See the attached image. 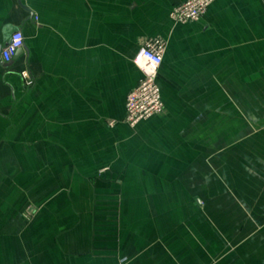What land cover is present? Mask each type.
I'll return each instance as SVG.
<instances>
[{"label":"crops","instance_id":"1","mask_svg":"<svg viewBox=\"0 0 264 264\" xmlns=\"http://www.w3.org/2000/svg\"><path fill=\"white\" fill-rule=\"evenodd\" d=\"M0 0V264H264V0ZM165 41V112L125 122ZM27 71L34 84L27 86Z\"/></svg>","mask_w":264,"mask_h":264},{"label":"built area","instance_id":"2","mask_svg":"<svg viewBox=\"0 0 264 264\" xmlns=\"http://www.w3.org/2000/svg\"><path fill=\"white\" fill-rule=\"evenodd\" d=\"M215 0H187L175 6L170 17L179 23L198 22ZM25 35L22 31L13 33L2 50L1 56L5 63L12 61L17 52L24 47ZM166 43L161 38L147 40L139 49L134 62L142 73V78L135 89L127 96L125 122L135 128L140 122L151 117L162 115L166 108L158 83L159 69L162 65ZM27 86H32L27 71L21 73ZM117 264H125L121 259Z\"/></svg>","mask_w":264,"mask_h":264},{"label":"water","instance_id":"3","mask_svg":"<svg viewBox=\"0 0 264 264\" xmlns=\"http://www.w3.org/2000/svg\"><path fill=\"white\" fill-rule=\"evenodd\" d=\"M16 31H17V30H14L13 33H15ZM13 33H12V34H13ZM12 34H11V35H12ZM10 37H11V36H10ZM9 39H10V38H9ZM8 41H9V40H8ZM8 41H7V42H8ZM22 49H23V48H21V49L17 52V54L15 55L14 58H17V57L22 53ZM2 50H3V48L0 47V57H1ZM5 65H7L8 67L12 66V61L6 63Z\"/></svg>","mask_w":264,"mask_h":264}]
</instances>
